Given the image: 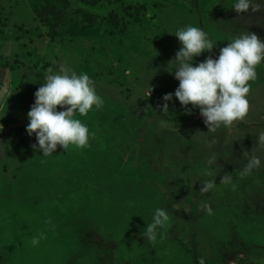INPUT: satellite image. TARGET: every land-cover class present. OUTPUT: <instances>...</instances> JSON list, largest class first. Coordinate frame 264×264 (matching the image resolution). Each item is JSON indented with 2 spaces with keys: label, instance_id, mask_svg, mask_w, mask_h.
<instances>
[{
  "label": "rangeland",
  "instance_id": "obj_1",
  "mask_svg": "<svg viewBox=\"0 0 264 264\" xmlns=\"http://www.w3.org/2000/svg\"><path fill=\"white\" fill-rule=\"evenodd\" d=\"M70 2L100 23L86 28L77 22L52 38L33 0H0V38L6 29L8 39L20 43L6 44L13 54L6 56L8 66L21 69L0 111V133L13 134L9 143L16 153L18 139L31 140L21 145V164L0 169L3 264H264V144L258 140L264 132V62L249 81L248 113L230 127L209 131L199 108L183 107L174 96L168 111L160 110L163 95L179 84L168 71L181 46L176 30L201 27L217 43L195 57L199 63L215 59L243 31L264 41V10L238 14L231 8L235 0ZM14 13L28 21L34 13V21L13 27ZM27 64L37 73L23 70ZM62 64L87 73L104 104L76 117L92 133L89 146H58L44 157L31 147L36 138L26 131L27 113L47 70ZM230 133L237 140L227 139ZM252 155L262 165L242 176ZM222 177L231 179L221 183ZM208 180L216 186L202 194ZM157 208H166L170 220L153 244L144 232ZM40 232L47 238L33 247L31 237Z\"/></svg>",
  "mask_w": 264,
  "mask_h": 264
},
{
  "label": "clouds",
  "instance_id": "obj_2",
  "mask_svg": "<svg viewBox=\"0 0 264 264\" xmlns=\"http://www.w3.org/2000/svg\"><path fill=\"white\" fill-rule=\"evenodd\" d=\"M231 8L238 14L248 13L249 10L256 13L264 10V0H235ZM174 35L181 46L169 62L174 67L168 71L174 73L179 84L174 93L163 95L164 103L160 110L167 112L168 103L174 96L183 107H198L209 131H215L221 125L230 127L233 122L243 119L249 111V81L256 79V68L264 62V41L254 32L243 31L220 48L215 59L207 56L195 63V57L212 52L217 43L197 26L180 28ZM47 71L44 82L34 93L35 100L27 113L29 123L26 126L28 135L31 137L35 134L36 138L31 147L42 152L44 157L54 154L58 146L64 151L70 145L76 148L89 146L92 133L76 117L87 116L93 107L100 109L104 104L96 91L95 82L87 73L77 74L67 64L60 65L58 70L49 68ZM58 106L63 110H58ZM258 140L264 144V132ZM244 154L248 156L247 152ZM261 165L262 159L252 155L241 175L246 176ZM230 179L222 177L221 183ZM215 186V180L205 181L200 192L208 193ZM203 209L212 214L209 204L205 203ZM169 220L166 208L155 210L152 222L146 225L144 232L150 243L155 244L157 230L168 225ZM46 238L45 232L33 235L31 245L36 247Z\"/></svg>",
  "mask_w": 264,
  "mask_h": 264
},
{
  "label": "crops",
  "instance_id": "obj_3",
  "mask_svg": "<svg viewBox=\"0 0 264 264\" xmlns=\"http://www.w3.org/2000/svg\"><path fill=\"white\" fill-rule=\"evenodd\" d=\"M33 15H34V13H33ZM33 15H32V19H30L29 21H34ZM10 19L13 21V25H14L13 27H15L16 24L21 25V24H27L29 22L28 19L27 20L26 19L25 20L19 19L18 15L16 13H14L13 16L10 15ZM7 43H17V45L20 46L19 41L16 39L4 40V39L0 38V82H3V83H0V111L3 109L5 103L9 99V90H10V87H11L13 81L15 80V76H19V71L21 70V69H17L16 71H13L12 68H10L8 66L7 60H11V59L7 58L6 56H12L13 54L10 55V53H8L9 51L6 50V48H7L6 44ZM22 69L23 70L25 69V71H27L28 74H32V75H34L35 72L37 73V71H38L35 67H33L29 64H27L26 66H23ZM16 81L18 83V77L16 78ZM5 121L6 120H2V125L10 126V124H8ZM11 126H13V125H11ZM9 134L0 133V152H1L0 169H3V170L5 168L14 166L16 163L21 164L22 158H20V155H19L20 150H22V149H20V148H22L21 145L23 143H24L23 145L31 143V140L28 138L18 139L17 140L18 141L17 153H16V151H14L13 147H11L10 143H9L11 141L13 134H11V133H9ZM227 136H229V137H227ZM227 136H226V138L229 139L231 137H234V134L230 133V135H227ZM185 139H187V137H185ZM234 139L237 140L235 137H234ZM21 140H23V141H21ZM232 141L233 140H231V142ZM229 148H230L231 152H234V145H231ZM240 150L243 152V154L245 153L244 149L242 150L240 148ZM38 152H40V151H38ZM15 153L19 155L18 156L19 158H17L16 161H14L15 156H16ZM33 154H37V152H34ZM37 157H38V155H37ZM30 161L31 160L28 159L27 163H29Z\"/></svg>",
  "mask_w": 264,
  "mask_h": 264
},
{
  "label": "trees",
  "instance_id": "obj_4",
  "mask_svg": "<svg viewBox=\"0 0 264 264\" xmlns=\"http://www.w3.org/2000/svg\"><path fill=\"white\" fill-rule=\"evenodd\" d=\"M34 1V12L36 14L37 19L49 27V32L52 38H55L65 27H69L72 24H76L77 22L84 25L86 28H91L98 25L97 16L85 11V10H76L72 5L70 0H33ZM91 6H95L98 0H82ZM63 4V7H60V4ZM142 8L144 12L147 10L146 6L143 5ZM52 18H54L55 22H52ZM1 22V21H0ZM9 20H6L3 23V27H9ZM102 22V21H101ZM122 32L126 31V28L121 29ZM3 34L4 39H8L7 30L1 32ZM17 39H21L17 37ZM0 264H3L2 254L0 251ZM244 264H253L250 262H246Z\"/></svg>",
  "mask_w": 264,
  "mask_h": 264
}]
</instances>
